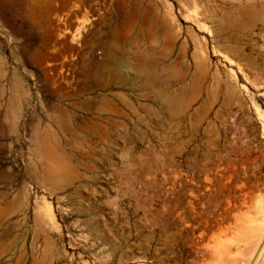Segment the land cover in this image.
Returning a JSON list of instances; mask_svg holds the SVG:
<instances>
[{"label":"rangeland","instance_id":"rangeland-1","mask_svg":"<svg viewBox=\"0 0 264 264\" xmlns=\"http://www.w3.org/2000/svg\"><path fill=\"white\" fill-rule=\"evenodd\" d=\"M0 264H264V0H0Z\"/></svg>","mask_w":264,"mask_h":264},{"label":"bare ground","instance_id":"bare-ground-1","mask_svg":"<svg viewBox=\"0 0 264 264\" xmlns=\"http://www.w3.org/2000/svg\"><path fill=\"white\" fill-rule=\"evenodd\" d=\"M263 250V249H262ZM261 252V251H260Z\"/></svg>","mask_w":264,"mask_h":264}]
</instances>
